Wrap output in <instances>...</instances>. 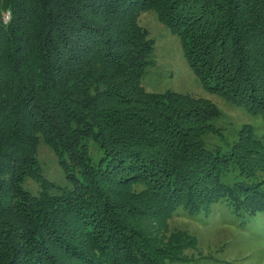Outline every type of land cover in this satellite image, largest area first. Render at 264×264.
Listing matches in <instances>:
<instances>
[{"label": "trees", "instance_id": "trees-1", "mask_svg": "<svg viewBox=\"0 0 264 264\" xmlns=\"http://www.w3.org/2000/svg\"><path fill=\"white\" fill-rule=\"evenodd\" d=\"M149 8L207 88L264 113V0H0V264H168L180 256L159 240V218L230 192L231 206L264 208L251 132L206 149L217 107L143 88L154 41L138 19ZM41 138L75 181L59 196ZM147 219L152 239L131 227Z\"/></svg>", "mask_w": 264, "mask_h": 264}, {"label": "rangeland", "instance_id": "rangeland-1", "mask_svg": "<svg viewBox=\"0 0 264 264\" xmlns=\"http://www.w3.org/2000/svg\"><path fill=\"white\" fill-rule=\"evenodd\" d=\"M138 21L147 31L148 37L154 41L150 62L145 66L141 79L145 91L161 94L176 92L186 95L189 100L201 104L208 102L217 107L220 115L214 119V129L203 136L206 149L228 150L234 147L235 141L243 131L251 132L257 139L256 144L250 143L248 146L256 147L264 153V113L255 112L247 105H237L223 92L207 88L189 65L180 35L160 20L155 9L142 11ZM245 145L247 146V143ZM245 145L242 144V149L246 148ZM93 146L91 154L97 160L102 152L98 148L95 151ZM37 156L44 175L52 182L48 189L49 196H59L74 187V178L67 177L57 155L43 138L38 146ZM261 164L264 167L263 160ZM252 180L261 183L264 191V168L250 181ZM25 186L33 194H39L41 190L39 182L31 178L26 180ZM143 187L142 182H135L134 186L129 188L139 201L136 203L138 205L145 201L138 196ZM129 194L127 193V196ZM112 198L116 200L115 197ZM236 198L230 192L214 203L209 210L194 211L181 208L164 220L159 218L162 222L155 224L159 227H155L156 232H161L159 240L163 242L165 248L170 249L166 252L180 256V259L168 260L167 263L264 264V208H259L256 204L245 207L242 204L239 207L234 204L231 206L232 200ZM150 223L147 219L145 222L129 225L152 239V234L147 228L144 231L140 227L145 224L149 226ZM55 247L59 248V245L55 244ZM123 253L125 250L120 251V254Z\"/></svg>", "mask_w": 264, "mask_h": 264}, {"label": "built area", "instance_id": "built-area-1", "mask_svg": "<svg viewBox=\"0 0 264 264\" xmlns=\"http://www.w3.org/2000/svg\"><path fill=\"white\" fill-rule=\"evenodd\" d=\"M5 22H7L10 19V12L8 11L5 15Z\"/></svg>", "mask_w": 264, "mask_h": 264}]
</instances>
